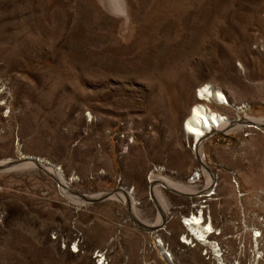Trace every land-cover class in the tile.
Returning <instances> with one entry per match:
<instances>
[{
  "label": "rangeland",
  "instance_id": "rangeland-1",
  "mask_svg": "<svg viewBox=\"0 0 264 264\" xmlns=\"http://www.w3.org/2000/svg\"><path fill=\"white\" fill-rule=\"evenodd\" d=\"M122 1L125 13L108 0H0V159L46 158L69 181L14 168L21 160L0 167V264H96L95 249L107 264H167L127 203L77 200L127 187L153 222L157 166L202 190L181 124L206 82L239 109L211 107L245 125L203 141L212 195L162 187L171 213L159 235L176 264H216L183 223L202 204L225 264H264V126L248 127L264 118V0ZM75 238L77 253L65 248Z\"/></svg>",
  "mask_w": 264,
  "mask_h": 264
},
{
  "label": "bare ground",
  "instance_id": "bare-ground-1",
  "mask_svg": "<svg viewBox=\"0 0 264 264\" xmlns=\"http://www.w3.org/2000/svg\"><path fill=\"white\" fill-rule=\"evenodd\" d=\"M108 2L112 9L117 10L121 13H125V8L122 0H108ZM138 65H140V63ZM155 65L156 67L158 66L157 62ZM239 67L241 70L243 71L245 70L244 66L241 63L239 64ZM115 69L117 70L121 69L119 64L115 67ZM139 69H137V71ZM142 69H143V65H142ZM135 70L136 68L134 69V71ZM137 71L136 73H138ZM196 93H197V97H196L197 99H195V101L192 102L191 106L189 107L188 113L182 119L181 125L186 138L191 142V149L194 151L197 159L200 161V163L204 168V174L206 176V185L202 190L197 191L195 190L194 185L187 184L184 182L180 183L179 181H174L173 179H170L168 176L162 175L161 173H154L155 171L161 172L164 169L162 166H157V169L159 170L154 168L149 175V180L151 182L150 183L151 198L152 196H154L156 202L160 207L156 219L153 222H147L145 220L140 219L137 209V205L140 202L137 200V197L135 196L134 192L127 187H121L118 191H115L111 194H107L106 196H103L99 193H92L84 199L77 200L79 204L80 203L87 204L99 199L101 200V199L113 198V199H118L121 202L124 201L125 203H127L128 207L130 206L132 208V217H131L132 221L140 225V227L148 229V234L152 236L154 239L153 240L154 245L156 246L163 260H165L166 263L168 264H176V263L174 262L172 253L168 251V247H166L165 242L163 241V239L160 238L159 235V231L165 227L167 215L171 213L169 202L167 200L165 193L162 190V187L167 188L172 192L181 193V194L183 193V194L193 195V194H199L200 192H205L202 193L201 195L202 196L212 195L213 193L210 192V190L214 188L213 182L215 176L214 174L211 173L210 169L205 164L204 161L205 158L202 149L203 141L206 138V136L208 137V135L218 130H224L225 132H229L237 128L239 129L243 125H245L242 122H239V119L230 120L228 116L224 115L217 109L211 107V105H217L221 107L233 106L235 109H239V107L236 106L235 103L232 104V100H230L227 97V95L223 92V90L219 86L210 82L202 83L197 89ZM251 119L253 120L251 122L254 123L252 124V126L254 125L258 129L264 126V118L259 119L253 117ZM20 160L23 162L18 163ZM14 161L18 163L15 164L14 168L16 167L18 168L19 166L33 165L49 170L51 174H53L55 178L58 179L57 181L58 187H60L61 185L64 189H68L69 181L65 179L66 177L64 176L61 167L55 164L54 162L47 160L46 158L30 156L20 153V157L17 159H13V158L0 159V167L6 165L8 166L11 162ZM206 170H208L209 172H207ZM203 207H205V205L201 204L200 206H198L197 211L190 213V215L188 216L183 215V223L186 225L188 234L191 235L192 238L198 241L199 244L207 246L211 249L213 258L216 259V264H225L223 262V252L219 243L213 240L214 238L211 239V236L217 233L215 232L216 229L212 224L211 217L210 219H207L205 217L203 212ZM254 230H255L254 242L256 243L257 246L259 240L258 238L261 237L262 232L258 229H254ZM181 237H182V241L185 244L192 243L190 240L191 238L189 239L186 234L182 235ZM258 249L259 248H257L256 251L260 252Z\"/></svg>",
  "mask_w": 264,
  "mask_h": 264
},
{
  "label": "built area",
  "instance_id": "built-area-1",
  "mask_svg": "<svg viewBox=\"0 0 264 264\" xmlns=\"http://www.w3.org/2000/svg\"><path fill=\"white\" fill-rule=\"evenodd\" d=\"M248 127H249V129H258L254 125L252 126V124L248 125ZM130 134H131L130 132L125 131L124 133H121V137L127 138L128 136H130ZM65 248H68L71 252H79L80 251V245H79L78 238L66 240L65 241ZM92 258L95 260L96 264H103V263L107 264L108 263V260L106 259L105 250L95 249L92 252Z\"/></svg>",
  "mask_w": 264,
  "mask_h": 264
},
{
  "label": "water",
  "instance_id": "water-1",
  "mask_svg": "<svg viewBox=\"0 0 264 264\" xmlns=\"http://www.w3.org/2000/svg\"><path fill=\"white\" fill-rule=\"evenodd\" d=\"M95 201H98V200H95Z\"/></svg>",
  "mask_w": 264,
  "mask_h": 264
}]
</instances>
